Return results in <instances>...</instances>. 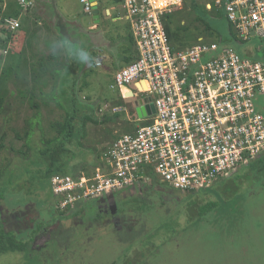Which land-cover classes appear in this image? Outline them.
I'll list each match as a JSON object with an SVG mask.
<instances>
[{
    "label": "rangeland",
    "instance_id": "1",
    "mask_svg": "<svg viewBox=\"0 0 264 264\" xmlns=\"http://www.w3.org/2000/svg\"><path fill=\"white\" fill-rule=\"evenodd\" d=\"M6 1L9 12L19 19L21 28L27 17L33 16V0L32 5L22 9L27 10L26 16L15 14L20 8L17 0ZM45 1L46 4L50 2ZM207 1L213 2L183 0L179 7L171 10L174 21L171 28L174 30L178 21L185 25L178 34L181 49L197 43L199 38L205 42L223 43L231 38L223 11H216L213 5L208 8L205 6ZM51 6L53 11L58 10L67 19H91L80 0H52ZM120 10H111V13L123 14ZM9 12L5 11L3 16ZM34 12L37 14L35 9ZM195 16L205 19L210 29L204 28ZM102 23L110 28L127 22L122 19L113 23L102 19ZM69 24L73 26V23ZM67 37V44L73 49L82 48L75 43L76 36L68 34ZM236 41L232 39L229 45L238 52L256 53L259 44L256 36L247 41ZM10 47L8 45L7 49L0 44V95L4 97L0 108V135H5V145L0 148V168H3L0 192L4 190L0 197V221L4 222L5 229L17 232L16 237L26 241L28 246L21 251L1 253L0 264H118L129 255L139 260L138 264H264V170L252 162L243 164L231 175L193 194L169 190L152 180L130 190L131 195L126 194V202L108 204L113 211L111 218L104 215L98 217L99 220L96 217L90 219L86 212L91 213L92 205L96 206V203L80 205L68 216L67 207L79 198L62 205L50 190L53 175L42 186L32 183L35 172L42 166L33 162L34 150L41 144L39 140L43 136L56 133L50 124L54 119L62 118L64 109L57 107L56 98L49 97L44 105L36 95L34 100L44 107L40 109L41 123L33 125L30 131L28 145L31 148L24 146L23 138H17V135L21 137L24 134L26 119L34 115L36 108L30 106L27 97L22 98L17 93L13 65L11 60L5 62L4 59L10 55ZM65 55L69 62L71 58L72 63L78 61L68 50ZM109 59L107 54L101 59L91 58L97 69L86 70V76L77 85V94L82 103L92 105V114L97 118L115 111L120 115L113 122L95 124L90 120L84 121V135H78L70 144L76 155L72 158L64 156L69 166H79L78 171L88 172L94 168L98 161H102L114 137L132 132L141 123L136 120L135 103L143 96L120 97L118 88L111 87L115 70ZM1 74L6 77H1ZM28 85L31 87L32 83ZM129 86L133 88L132 84ZM50 87L51 84L46 90ZM87 112V109L83 110V113ZM224 184L230 188L237 187V191L232 195L225 193ZM214 189L223 196L219 198ZM119 191L121 189L114 192ZM189 199V203L216 201L217 207L202 216L190 215V210L186 209Z\"/></svg>",
    "mask_w": 264,
    "mask_h": 264
},
{
    "label": "built area",
    "instance_id": "2",
    "mask_svg": "<svg viewBox=\"0 0 264 264\" xmlns=\"http://www.w3.org/2000/svg\"><path fill=\"white\" fill-rule=\"evenodd\" d=\"M182 1H120L137 58L115 72L111 87L122 98L128 91L142 95L143 103L153 102L154 112L136 116L139 126L119 134L88 172L50 178L62 205L133 188L152 177L173 191L205 189L264 153V60L202 38L185 49L173 48L163 19ZM17 2L21 9L32 5ZM80 2L91 11V0ZM212 5L223 11L238 41L256 36L264 46V0L205 2ZM0 7V22L4 19L11 32L20 28L18 18L3 17L6 0Z\"/></svg>",
    "mask_w": 264,
    "mask_h": 264
},
{
    "label": "trees",
    "instance_id": "3",
    "mask_svg": "<svg viewBox=\"0 0 264 264\" xmlns=\"http://www.w3.org/2000/svg\"><path fill=\"white\" fill-rule=\"evenodd\" d=\"M120 1L121 0H113L114 3H119ZM0 2H2V0H0ZM7 8H8V2L5 11L9 12V8L8 10ZM15 14L16 15L22 14L23 16H26L27 10L25 12L24 10L19 8L15 12ZM6 16H13V15H11V12H9L4 14L3 17L5 18ZM196 20L202 22L203 27L206 28L207 30L210 29V25L208 22H206L205 19L201 17H196ZM31 22H34V20ZM173 23L174 21L171 18V13L170 12L166 13L163 19V24L168 34L169 41L174 48L181 49V47H179L180 39L178 34H180L181 29L185 28V25L179 24L178 21V23L174 24L175 28L173 30L171 28V24ZM228 24L230 28L231 38L225 42L227 44H230V42H232V39L234 42H237L236 41L237 39L232 32V26L229 22ZM35 34H38V31L35 30L34 32L32 24H30L29 22L28 23L26 22L25 27L23 25L21 28H18L13 32L7 29L4 19H2L0 22V44L2 45V47L5 48H7L8 45H11L10 47L11 50L9 51L10 55L8 57H5L4 59L5 62L6 61L9 62L11 60V63L13 65V69H14L13 81L17 83V93L22 98L27 97L30 101V106L32 108H36V112L34 113V115L26 119L27 125L23 129L24 134L21 137L17 135V138H21V139L23 138L24 146H26L27 148H31V146L28 145V136L30 134L33 125H35L36 123L37 125H40L41 123L40 109H44V107H42L39 102L34 100V97L36 95H38L42 99V103L44 105L47 103L49 97H54L56 98L57 107L59 109H64V114L62 118L54 119L50 124V126L54 129L56 133L53 136H43L39 140L41 144L34 150L35 158L33 162L37 165H42V166L39 167L35 172L32 183L36 186L37 185L42 186L43 182L49 181V178L54 174L74 175L75 172L77 173L79 166L77 165L69 166L67 162L64 160V156H66V158L71 156L72 158V156L76 155L73 152V150L70 148V144H72L73 140L76 139L78 135H84L83 133L84 121L90 120L92 123L95 124L108 122V121L113 122L115 121V118H117L120 115V113L115 111L111 115L97 118L92 114L91 111L92 105L87 103L84 104L82 103L81 100H79L77 94L78 92L77 85L79 84L81 78L85 77L87 74L86 70L84 72L82 71L85 63L79 60L74 61L72 63V58L71 61L69 62L67 61L66 57L68 56L69 58L70 55L67 54H66L67 56L65 55L66 50L62 51L64 52L62 54L61 51H53L52 49L53 42L55 40H63L68 42L69 40L68 37L63 36L59 33L56 35V38L51 37V39L47 40L46 43L48 47H51V49L48 52H44L43 48H38V47L36 48L33 45L35 40L34 39ZM173 43H176L177 45ZM133 44H134V40H133ZM241 54L248 55L244 53ZM0 56L2 55L0 54ZM250 56L264 60V46L259 42L256 53ZM136 58H137V51L135 48V52L131 56L130 55L127 56V61H126L127 64L131 63ZM69 63L72 64L70 65ZM1 77H6V75L1 74ZM30 82L32 83L31 87H29L28 85V83ZM49 84H51L50 90H46ZM79 89H81V87ZM3 100H4L3 95H0V108L2 106ZM85 109L88 110L87 113H83V110ZM0 136H1L0 137V148H1L2 146L5 145L3 141L5 135L3 134ZM117 136L116 137L113 136L114 138L112 140L117 138ZM76 144H78L77 141ZM250 163L254 165H258L260 170H264V153L252 159ZM2 169L3 168H0V174ZM152 178L153 180H155L154 177ZM224 189H225V193H229V195L230 194L232 195V193L234 194L237 191L236 190L237 187L230 188L226 184H224ZM200 190L202 189H199L197 191H177V192L188 193L189 195L196 193ZM3 192L4 190H1L0 197L3 196ZM214 192L217 193L219 198L223 196L221 195L222 194L221 192L215 189ZM190 200L191 199L188 200L186 205L187 211L188 209L190 210L188 212L190 215L194 213L197 214L198 216H202L205 212H210L217 207L216 201H209V202L207 201L205 203L204 202L201 203L198 200L197 201L198 203L197 202L189 203ZM96 212L97 215L100 216V213L98 211ZM3 223L4 222L1 220L0 221V254L9 251H21L23 249H26L28 243L26 241L18 239L15 234L16 232H14L12 229H5ZM39 224L43 225L42 223ZM138 262L139 260L136 261L133 257L129 255L127 257H124L122 259V262L118 264H138ZM112 264H117V263L113 262Z\"/></svg>",
    "mask_w": 264,
    "mask_h": 264
},
{
    "label": "crops",
    "instance_id": "4",
    "mask_svg": "<svg viewBox=\"0 0 264 264\" xmlns=\"http://www.w3.org/2000/svg\"><path fill=\"white\" fill-rule=\"evenodd\" d=\"M92 5L96 4L99 10L98 21H95L91 12V19H78L72 18L67 19L63 16L58 10L53 11L51 8L52 0H50L47 6L45 0H33L32 13L33 16L30 18L27 17L26 22L32 24V27L38 31V34L34 35L33 45L37 48H43L44 52H48L50 48L48 47L47 40H50L51 37L56 38V35L59 33L65 36L60 31V26L65 34H70V37L76 36L77 45H80L82 48H86L91 55V58L101 59L104 57V54L110 56V64L115 72L121 67L127 64V56H131L135 52V45L133 44V36L131 32V27L128 19L124 15V9L121 6V3H114L113 0H91ZM208 2V1H207ZM37 12V14L34 12ZM105 9L107 11H105ZM123 12L117 13L114 15L111 13V10H119ZM86 12V11H85ZM57 16L60 17L57 19ZM102 19L111 20L113 23H116L117 20H126V24H117L107 27L102 23ZM34 22H31L33 21ZM69 23H73V26ZM59 24V25H58ZM73 30V31H71ZM73 33V34H71ZM110 34V36H109ZM45 41V42H44ZM134 50V51H133ZM109 58V57H108ZM94 61L90 60L88 63H85L83 67V72L87 69H97ZM99 67H102L99 65Z\"/></svg>",
    "mask_w": 264,
    "mask_h": 264
},
{
    "label": "flooded vegetation",
    "instance_id": "5",
    "mask_svg": "<svg viewBox=\"0 0 264 264\" xmlns=\"http://www.w3.org/2000/svg\"><path fill=\"white\" fill-rule=\"evenodd\" d=\"M132 189H135V187L129 188V189L128 188L123 189V190L119 191L120 193L113 192L111 195L104 194V195L99 196L98 198L92 197V198H88V199H79L78 201L73 202L72 205H71V207H69L68 216H70V214L72 213V210L75 211L80 205L90 204V203H96V206L92 205L94 211L92 209L91 213L90 212H86V214L88 215V217L90 219L96 217V219L99 220L98 217H102V216L105 215L106 216L105 218H111L113 211H112V207H109L108 204H110L111 202H117V201H122V200L123 201H126L125 200L126 194L131 195L130 194V190H132ZM52 195L55 198L59 199V197L56 196V195H54L53 193H52ZM100 199H101V201H100ZM76 204H78V205L76 206ZM100 205H102V206H100ZM96 211H98L100 213V216L97 215V212Z\"/></svg>",
    "mask_w": 264,
    "mask_h": 264
},
{
    "label": "water",
    "instance_id": "6",
    "mask_svg": "<svg viewBox=\"0 0 264 264\" xmlns=\"http://www.w3.org/2000/svg\"><path fill=\"white\" fill-rule=\"evenodd\" d=\"M105 11H107V10L105 9ZM90 12H91L93 18L95 19V21H98L99 10H98L96 4L92 5ZM56 17H57V19H59L58 23H60V20H61L60 17L57 16V15H56ZM59 27H60L61 33H63L67 37L68 34H65V32L62 30V26L59 25ZM126 94L129 95V96H132V92L131 91H128ZM135 112L138 115V117H140V118L146 117L147 115H150L151 113L154 112V104H153L152 101L143 103V100L139 99L138 100V105H136V107H135Z\"/></svg>",
    "mask_w": 264,
    "mask_h": 264
},
{
    "label": "clouds",
    "instance_id": "7",
    "mask_svg": "<svg viewBox=\"0 0 264 264\" xmlns=\"http://www.w3.org/2000/svg\"><path fill=\"white\" fill-rule=\"evenodd\" d=\"M69 53L77 60L88 63L91 60V55L86 48L73 49L71 45L67 44V41L55 40L53 42V51H65Z\"/></svg>",
    "mask_w": 264,
    "mask_h": 264
}]
</instances>
